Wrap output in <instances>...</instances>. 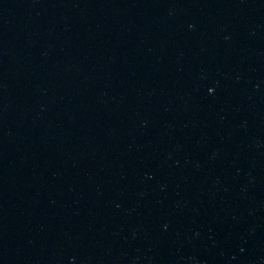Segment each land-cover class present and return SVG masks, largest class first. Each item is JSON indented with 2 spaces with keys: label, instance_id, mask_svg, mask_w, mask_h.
<instances>
[{
  "label": "water",
  "instance_id": "95a60500",
  "mask_svg": "<svg viewBox=\"0 0 264 264\" xmlns=\"http://www.w3.org/2000/svg\"><path fill=\"white\" fill-rule=\"evenodd\" d=\"M0 264H264V0H0Z\"/></svg>",
  "mask_w": 264,
  "mask_h": 264
}]
</instances>
